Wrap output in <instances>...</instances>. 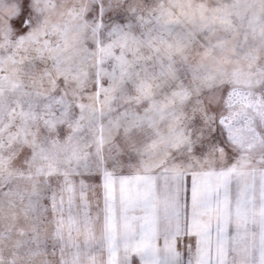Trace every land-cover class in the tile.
Segmentation results:
<instances>
[{
    "label": "snow or ice",
    "instance_id": "obj_1",
    "mask_svg": "<svg viewBox=\"0 0 264 264\" xmlns=\"http://www.w3.org/2000/svg\"><path fill=\"white\" fill-rule=\"evenodd\" d=\"M0 264H264V0H0Z\"/></svg>",
    "mask_w": 264,
    "mask_h": 264
}]
</instances>
